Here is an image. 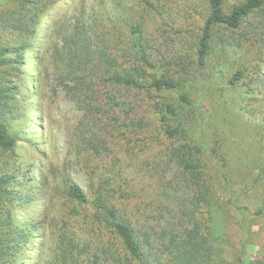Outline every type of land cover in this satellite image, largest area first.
<instances>
[{"label":"rangeland","instance_id":"1","mask_svg":"<svg viewBox=\"0 0 264 264\" xmlns=\"http://www.w3.org/2000/svg\"><path fill=\"white\" fill-rule=\"evenodd\" d=\"M152 1L154 9L142 0H54L23 64L7 76L17 87L8 108L19 139L11 161L28 202L18 203L12 214L33 236L18 264H142L111 227L95 222L100 195L110 196L133 224L153 264H159L156 258L166 264V246L196 225L212 230L214 264H264V215H257L264 208V94L257 87L260 77L264 93V10L240 29L217 26L201 65L203 0ZM243 1L226 0L225 10ZM19 9L0 0V47L15 42L1 16ZM84 21L98 30L117 24L123 39L132 21L142 23L156 66L149 72L179 83L175 91L122 90L126 110L134 108L126 120L134 129L118 123L119 114L95 126L58 81L66 67L50 51L63 47ZM109 40L115 55V32ZM167 104L180 116L163 123ZM177 126L183 131L169 138L167 129ZM188 143L199 166L195 174L173 157L174 148ZM71 184L83 189L88 203L72 199Z\"/></svg>","mask_w":264,"mask_h":264},{"label":"trees","instance_id":"2","mask_svg":"<svg viewBox=\"0 0 264 264\" xmlns=\"http://www.w3.org/2000/svg\"><path fill=\"white\" fill-rule=\"evenodd\" d=\"M11 1L17 3L20 9L6 12L1 16L2 26L14 33L15 42L0 47V72L4 74L0 79V264H18V255L22 247L24 248L25 244L33 239L30 227L20 226L14 221L12 214L13 208L18 203L28 202L26 196L19 190L17 169L13 167L15 164L11 161L16 155L19 139L10 129L11 118L8 108L17 98V87L7 76L17 71L18 65L23 64V59L26 53L29 54L33 38L41 26L43 15L55 4L54 0ZM142 1L152 9L155 8L152 0ZM203 2L207 18L199 43L201 65L205 64L210 54L214 30L217 26L240 29L252 16L264 10V0H244L230 12L225 10L226 0H203ZM129 26V33L127 37L125 36L127 39H123L117 24L114 29L103 27L98 30L97 24L89 27L85 21L80 22L68 36L63 47L56 46L50 51L54 59L66 67L64 71L66 77L58 79L61 87L78 103L85 117L95 126L99 123L105 124L104 121L113 114H119L121 118L117 119L118 123L123 124L127 129L135 128L134 124L126 121L134 108L126 110L127 103L122 96L123 89L131 92L179 89V83L169 76L156 77L149 72L156 71V66L150 57L152 50L150 41L146 37L142 23L132 21ZM113 32L116 33L114 50L117 54L115 55L110 52V47L106 44L110 41ZM242 74L243 71L240 70L231 83H237ZM148 78L151 80L146 83ZM257 84L260 92L264 94L263 88H260L263 84L260 77ZM180 99L184 103H190L186 95H181ZM162 113L163 123L180 116L178 109L172 104H167L162 109ZM182 131L183 128L177 126L167 129L166 132L169 138L173 139ZM183 147L185 149L174 148L173 157L185 171L195 174L199 166L192 162V153L188 150L191 143ZM197 151L203 152V149L197 147ZM69 195L83 204L89 201L87 194L77 184L70 185ZM109 198L102 195L96 198L95 222L111 227L133 260L142 264H153L147 258L133 224L120 215ZM257 215H264V208L258 211ZM212 236L211 228L207 226L202 231L201 227L196 225V228L188 231L181 241L180 237L173 238L170 245L166 246L170 252V259L166 264H214L216 250ZM71 245L73 246V242ZM156 260L159 264L162 263L160 258Z\"/></svg>","mask_w":264,"mask_h":264}]
</instances>
